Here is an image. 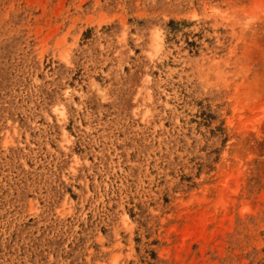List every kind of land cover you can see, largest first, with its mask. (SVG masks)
Listing matches in <instances>:
<instances>
[{
  "label": "rangeland",
  "instance_id": "rangeland-1",
  "mask_svg": "<svg viewBox=\"0 0 264 264\" xmlns=\"http://www.w3.org/2000/svg\"><path fill=\"white\" fill-rule=\"evenodd\" d=\"M0 264H264V0H0Z\"/></svg>",
  "mask_w": 264,
  "mask_h": 264
}]
</instances>
